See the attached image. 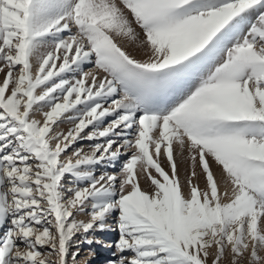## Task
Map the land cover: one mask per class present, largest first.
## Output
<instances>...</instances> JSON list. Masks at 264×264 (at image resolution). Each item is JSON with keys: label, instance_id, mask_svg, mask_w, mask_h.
<instances>
[{"label": "snow or ice", "instance_id": "6c2138e0", "mask_svg": "<svg viewBox=\"0 0 264 264\" xmlns=\"http://www.w3.org/2000/svg\"><path fill=\"white\" fill-rule=\"evenodd\" d=\"M81 244L264 264V0H0V264Z\"/></svg>", "mask_w": 264, "mask_h": 264}, {"label": "bare ground", "instance_id": "6f19581e", "mask_svg": "<svg viewBox=\"0 0 264 264\" xmlns=\"http://www.w3.org/2000/svg\"><path fill=\"white\" fill-rule=\"evenodd\" d=\"M66 126H69L70 127V125H68V124H63V125H61V127L59 129H57V131H66L67 130L65 128ZM83 142H85V141L79 142L74 147H77L78 148L79 144H81ZM81 147L83 148V150L85 152H88L87 149L90 148L87 145L86 146H81ZM70 154L71 153H69V155ZM115 169H108V171H113ZM103 171H104V169L102 167H99L98 166L96 168V174L97 175H99ZM185 172H186V170L184 171V169H182V171L180 173V176H181L182 181L184 180L185 176L187 175V174H185ZM194 182H197V181L194 180ZM198 182L200 183L201 187H203V178H201L200 181H198ZM77 218L78 219H84V220H86L87 219V216L86 215H82V216H79ZM113 227H115L114 224H113ZM99 235L102 236V237H100ZM97 236L101 240L104 239V242L105 243H110V242H112V241L115 240V236L116 235L113 232V233H107V234L97 233ZM82 247H83V249H81ZM87 247H90V246L81 244V246H80V250H81L80 256L82 255V252H84L85 249H87ZM98 248H100V249H98ZM113 250L114 249L106 248V247H103V246H101L99 244H94V245L91 246V250H89V249H88V251L86 250L87 252L85 254H83V256L79 260L77 258L76 264H107V262H108L109 259H114L115 258L112 255ZM84 256H86V257H84Z\"/></svg>", "mask_w": 264, "mask_h": 264}, {"label": "rangeland", "instance_id": "374dc122", "mask_svg": "<svg viewBox=\"0 0 264 264\" xmlns=\"http://www.w3.org/2000/svg\"><path fill=\"white\" fill-rule=\"evenodd\" d=\"M128 47H129V50H130V51L133 50V48H134V46L131 45V44H129ZM137 58H140V57L137 56ZM90 68H91V66H87L86 70H89ZM68 127H69V126H66L65 128L67 129ZM86 145H87L88 147H90L89 142H86V141L83 142V143H81V144H79L78 147L86 146ZM87 151H90V148L87 149ZM69 153H71V151H70ZM174 155H175V158H176V160H177V163H178V167H179V171H180V173H181L182 169H184V171L186 170V172H187V173L185 172V174L188 175L189 172H190V161L187 159L186 154H185L184 158L181 159V155H180V153H179V148H178V146H176L175 151H174ZM164 166H165V168H166V170H167V165L165 164ZM119 168H120V163L118 162L117 165H116V169L113 170V171H118ZM110 172H111V171H110ZM141 180H142V185H143V184H144L143 177H141ZM115 235H116V234H115ZM99 236H100V235H99ZM100 237H102V236H100ZM116 238H117V237L115 236V239H116ZM102 241H104V239H103ZM81 249H83V247H82ZM88 249L91 250V246H90V247H87V249H85V251L82 252V255H81L80 257H78V260L83 256V254H85V253L88 251ZM98 249H100V248H98ZM86 250H87V251H86ZM80 252H81V250H80ZM84 257H86V256H84ZM96 262H97V261H96ZM92 263H93V262H92Z\"/></svg>", "mask_w": 264, "mask_h": 264}]
</instances>
